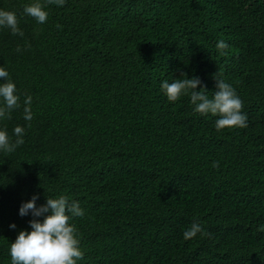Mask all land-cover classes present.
<instances>
[{"label":"trees","instance_id":"1","mask_svg":"<svg viewBox=\"0 0 264 264\" xmlns=\"http://www.w3.org/2000/svg\"><path fill=\"white\" fill-rule=\"evenodd\" d=\"M33 2L0 0L23 32L0 28L20 97L0 129L13 143L25 129L0 151V264L50 214H19L34 195L84 210L77 264H264V0H65L43 24L23 12ZM182 73L209 98L230 84L248 126L217 130L190 94L169 102L162 82ZM193 223L204 232L186 240Z\"/></svg>","mask_w":264,"mask_h":264},{"label":"clouds","instance_id":"2","mask_svg":"<svg viewBox=\"0 0 264 264\" xmlns=\"http://www.w3.org/2000/svg\"><path fill=\"white\" fill-rule=\"evenodd\" d=\"M65 0H34L33 3L24 7V14L33 17L38 23H45L48 12L45 7L49 4L63 6ZM19 19L15 12L0 9V28H8L13 35L23 36V32L18 27ZM228 44L224 41L217 43V49L221 55H227ZM20 49L18 48L17 51ZM184 79H175L169 83L162 82L161 89L167 96L169 102H175L181 95L190 94V102L194 106V111L201 115L211 114L218 116L216 120L217 130L225 128H246L247 115L242 112L243 101L236 93L235 89L223 80H217V89L211 98L207 95L206 88L196 89L201 85L198 77L187 78L182 73ZM0 78L5 82L0 83V120L11 119V112L20 107V97L16 94V85L9 78L8 71L0 66ZM32 97H26L24 104V119L31 121L33 114L31 111ZM30 126V125H29ZM17 137L13 143L6 129H0V151L12 153L24 143L23 136L25 129L21 126L14 128ZM214 167H218V162H214ZM38 196H33L30 201L22 204L19 210L21 216L28 215L39 217L45 213L43 221L31 220V231H20L14 242H11L9 255L11 264H77L83 258V252L79 247L77 229L70 223L73 217H83L84 210L78 202L69 203L66 196L58 198H47L45 205L36 206ZM69 213L71 215H69ZM15 228V224L10 225ZM264 230V229H262ZM202 226L193 223L184 232L186 240L196 237L198 233H203ZM207 234V233H204Z\"/></svg>","mask_w":264,"mask_h":264}]
</instances>
